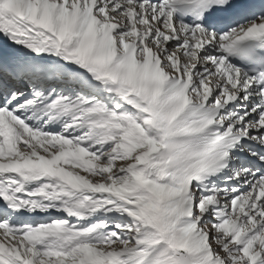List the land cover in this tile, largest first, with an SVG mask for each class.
<instances>
[{"label": "snow or ice", "instance_id": "6c2138e0", "mask_svg": "<svg viewBox=\"0 0 264 264\" xmlns=\"http://www.w3.org/2000/svg\"><path fill=\"white\" fill-rule=\"evenodd\" d=\"M0 264H264V0H0Z\"/></svg>", "mask_w": 264, "mask_h": 264}]
</instances>
